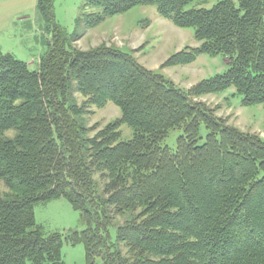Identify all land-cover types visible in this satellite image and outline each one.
<instances>
[{"label": "trees", "instance_id": "16d2710c", "mask_svg": "<svg viewBox=\"0 0 264 264\" xmlns=\"http://www.w3.org/2000/svg\"><path fill=\"white\" fill-rule=\"evenodd\" d=\"M204 2L85 0L83 33L71 39L54 26L38 70L0 52V264H65L64 240L85 245L87 264H264V138L198 100L234 88L244 106L264 104V0ZM37 5L53 22V0ZM137 6H155L200 44L160 70L208 54L223 56L228 71L184 90L135 50L75 45ZM110 103L120 117L90 126L93 108ZM175 130L184 135L173 150L163 142ZM59 198L85 230L44 234L35 206Z\"/></svg>", "mask_w": 264, "mask_h": 264}, {"label": "rangeland", "instance_id": "374dc122", "mask_svg": "<svg viewBox=\"0 0 264 264\" xmlns=\"http://www.w3.org/2000/svg\"><path fill=\"white\" fill-rule=\"evenodd\" d=\"M37 1L0 0V51L27 63L35 71L39 68L40 59L49 51L48 43L55 35L54 26L62 36L71 39L81 35L85 29V25L80 24L85 0H53V22H46ZM222 1L205 0L204 7L211 8ZM200 2L190 4L187 9L197 8ZM93 12L101 10H87V14ZM102 43L118 46L126 52L135 50V57L140 63L162 73L184 90H189L203 80L222 75L229 68L223 56L203 54L192 64L160 70L161 65L173 54L185 47L196 48L200 44L194 38L193 29L178 28L170 20L161 17L155 6H137L127 13L110 17L96 28L85 31L75 45L88 50ZM198 100L214 109L216 115L226 119L231 126L244 132L260 134L264 138V104L244 106L242 97L235 95L234 88L202 96ZM93 110L95 114L89 118L90 126H105L121 115L119 108L112 103L104 109ZM121 134L123 141L133 138V131L127 125L121 127ZM183 135V130L172 131L163 145L175 150ZM207 135L206 127L201 126V145L205 143ZM35 218L46 236L60 233L67 237L70 233L86 229L80 212L65 198L36 205ZM111 232L115 239V228ZM62 257L65 264H87L83 243L72 245L64 240Z\"/></svg>", "mask_w": 264, "mask_h": 264}, {"label": "crops", "instance_id": "0c3cea01", "mask_svg": "<svg viewBox=\"0 0 264 264\" xmlns=\"http://www.w3.org/2000/svg\"><path fill=\"white\" fill-rule=\"evenodd\" d=\"M78 47V46H77ZM1 52V51H0Z\"/></svg>", "mask_w": 264, "mask_h": 264}]
</instances>
